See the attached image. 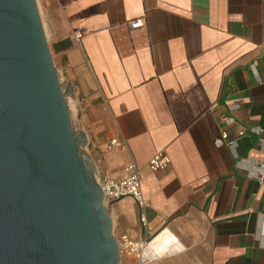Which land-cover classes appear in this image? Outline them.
<instances>
[{"label":"crops","instance_id":"crops-1","mask_svg":"<svg viewBox=\"0 0 264 264\" xmlns=\"http://www.w3.org/2000/svg\"><path fill=\"white\" fill-rule=\"evenodd\" d=\"M38 2L96 175L140 169L148 227L127 196L110 208L115 236L150 231L146 264H264V0ZM226 130L237 156L214 143ZM160 151L171 163L152 171Z\"/></svg>","mask_w":264,"mask_h":264},{"label":"water","instance_id":"water-1","mask_svg":"<svg viewBox=\"0 0 264 264\" xmlns=\"http://www.w3.org/2000/svg\"><path fill=\"white\" fill-rule=\"evenodd\" d=\"M37 0H0V264H120Z\"/></svg>","mask_w":264,"mask_h":264},{"label":"built area","instance_id":"built-area-1","mask_svg":"<svg viewBox=\"0 0 264 264\" xmlns=\"http://www.w3.org/2000/svg\"><path fill=\"white\" fill-rule=\"evenodd\" d=\"M129 24L132 29H139L145 25L142 17L131 20ZM76 37L79 40L81 34L76 33ZM233 121V118H227L225 122H227V124H233ZM253 131L256 133L264 131V127H258ZM227 135V130L223 131L219 136L215 137L214 143L217 147L228 146L231 153L237 156V153H235L237 140L229 139ZM122 144L123 142L119 137H114L110 140L108 149ZM170 163L171 157L164 151H160L151 157L148 162V167L152 171L159 172L160 170L166 169ZM127 170L129 174L123 180H116L111 177L101 178L97 176L102 187V192L104 193V201L108 204L111 203V201H116L127 196L133 197L137 206L141 209L140 224L146 229L148 227V216L146 212L148 200L142 192L140 169L135 163H132L128 166ZM263 177L264 173L261 174V179H263ZM154 239L155 237L151 236V232L146 231L140 238H135L130 233L121 234L117 238V241L121 254L134 255L139 259V264H146L148 261L153 260L154 253L152 251V244Z\"/></svg>","mask_w":264,"mask_h":264},{"label":"rangeland","instance_id":"rangeland-1","mask_svg":"<svg viewBox=\"0 0 264 264\" xmlns=\"http://www.w3.org/2000/svg\"><path fill=\"white\" fill-rule=\"evenodd\" d=\"M39 5V10L41 12V6H40V2H38ZM44 27H45V23H43ZM47 30V27H45V32ZM47 36V35H46ZM48 39V37H47ZM50 40L48 39V43L50 44V48H51V52H52V57L54 60V52H53V45L49 42ZM55 61V60H54ZM56 65V62H55ZM62 83L65 85V81L63 79V77H61L59 75ZM68 103H69V110H70V114H71V121H72V126L76 129V130H80L83 126H82V121H81V117L83 116L84 111L80 110V103L78 101V99L76 98V96L74 97H68ZM90 150L91 147L88 146H83L82 147V152L86 157H89L90 155Z\"/></svg>","mask_w":264,"mask_h":264},{"label":"bare ground","instance_id":"bare-ground-1","mask_svg":"<svg viewBox=\"0 0 264 264\" xmlns=\"http://www.w3.org/2000/svg\"><path fill=\"white\" fill-rule=\"evenodd\" d=\"M69 99V98H68ZM69 104V103H68Z\"/></svg>","mask_w":264,"mask_h":264}]
</instances>
